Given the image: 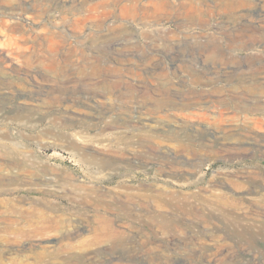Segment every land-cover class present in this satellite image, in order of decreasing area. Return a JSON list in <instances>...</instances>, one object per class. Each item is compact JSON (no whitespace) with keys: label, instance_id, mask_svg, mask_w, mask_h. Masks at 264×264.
Instances as JSON below:
<instances>
[{"label":"rangeland","instance_id":"1","mask_svg":"<svg viewBox=\"0 0 264 264\" xmlns=\"http://www.w3.org/2000/svg\"><path fill=\"white\" fill-rule=\"evenodd\" d=\"M78 1L0 0L5 264H264V0Z\"/></svg>","mask_w":264,"mask_h":264},{"label":"bare ground","instance_id":"2","mask_svg":"<svg viewBox=\"0 0 264 264\" xmlns=\"http://www.w3.org/2000/svg\"><path fill=\"white\" fill-rule=\"evenodd\" d=\"M56 1H58L57 3H62V1H65V0H56ZM89 1V0H88ZM116 1L117 0H109V1H106V2H109L108 4H106V5H104V2L102 3V2H99V1H95L94 3L92 2V4H90V3H88L87 2V0H80V1H78V2H73V4L70 6V7H73L75 10H78V11H85V10H87V11H93V10H95L96 12L97 11H99L101 8L100 7H102V10H107V9H110V8H112V7H114V6H116L117 5V3H116ZM129 1V3H126V4H124V6H126V8H133V9H136V10H138V9H144L147 5H145V4H143V3H141L140 1L141 0H128ZM131 1V2H130ZM63 5H66V3H63ZM72 9V8H71ZM74 9H72V10H74ZM94 11V12H95ZM11 15V14H10ZM12 17H13V20L11 19V24H7V20H5L3 17H1L0 16V23L2 24V25H6L7 27L8 26H10V27H12V28H14V29H19V25H17V23L16 22H18L19 21V16L18 15H16V14H12L11 15ZM40 24V23H39ZM30 29L33 31V32H35V29L30 25ZM56 29V28H55ZM54 29V30H55ZM56 31V30H55ZM30 36H31V34H30ZM37 36V35H36ZM34 38H35V36H34ZM38 40V39H37ZM41 40V39H40ZM39 41V40H38ZM37 41V42H38ZM38 43H41V42H38ZM14 44V43H13ZM31 48V47H30ZM29 48V49H30ZM9 50L11 51V52H14L15 53V49L13 50L12 48H9ZM3 49L1 48L0 49V56H1V54H3ZM27 57V56H26ZM28 58V57H27ZM2 61H3V59H1ZM54 61V60H53ZM58 61V60H57ZM263 80H264V78H263ZM261 81V80H254V81H247V80H245V79H242V80H238L237 82H236V84H231L232 85V87L233 88H235V89H241V90H243L244 92H249V93H257V92H260V93H264V81ZM215 91H221L222 90V88L220 87H218V88H216L215 87V89H214ZM264 96V95H263ZM261 99H263V98H261ZM260 99V100H261ZM264 100V99H263ZM260 102V101H259ZM163 103H165L164 101H163ZM169 103H170V101H169ZM166 104H167V102H166ZM172 104V103H171ZM238 105V104H237ZM178 107V106H177ZM176 107V108H177ZM243 107L244 108H246V109H249V108H251V106H249V105H243ZM12 158V157H11ZM5 163V162H4ZM6 165V164H5ZM3 166H4V164H3ZM8 167V166H7ZM4 168V167H3ZM11 168H12V166H11ZM0 169H2V167H0ZM5 169V168H4ZM6 169H8V168H6ZM11 172V171H10ZM13 177V176H12ZM6 183H5V181H0V185L1 186H3V185H5ZM9 185V184H8ZM8 188V187H7ZM7 188H5V189H7ZM1 190V192L3 191V193H6L7 192V190L5 191L4 190V188H0ZM2 200V199H1ZM0 200V201H1ZM1 202H3V201H1ZM8 202V201H7ZM7 204V203H6ZM21 204V205H20ZM24 205V204H23ZM29 206V205H28ZM4 208V207H3ZM26 208V207H25ZM23 206H22V203H15L14 201H12V202H8V204L6 205V209L4 210V211H1L0 210V212L2 213H7V212H9V213H16V212H18V213H21L22 214V218L23 219H21V218H18L19 216H16L17 214H15V215H13V216H16V218L14 217H12V215H11V217H9L8 218V221H7V223L3 226V227H0V231H4V232H8V233H14V234H20V233H23V232H25V230L24 231H22V229L24 228V226H28V225H30V222H34V220L35 219H33V217L35 216V208L33 207V205H31V207H28V208H26L25 209ZM42 211H43V209H41ZM40 210V211H41ZM45 212H46V210H45ZM48 212V211H47ZM8 214V213H7ZM6 214V215H7ZM21 214H19V215H21ZM42 214L44 215L45 213H43L42 212ZM5 215V214H4ZM10 215V214H9ZM39 215H41V214H39ZM8 216V215H7ZM42 216V215H41ZM46 216V215H45ZM7 218V217H6ZM40 218V217H39ZM59 218V217H58ZM102 218V217H101ZM105 219V218H104ZM51 220V219H50ZM49 220V221H50ZM98 220V219H97ZM42 221V220H41ZM46 221V220H45ZM55 221V220H54ZM61 221V220H60ZM59 221V222H60ZM43 222V221H42ZM53 222V220H51V223ZM100 222H101V220H100ZM106 222V221H105ZM41 223V222H40ZM57 223V222H56ZM103 223V222H102ZM42 224V223H41ZM47 224H50V223H47ZM33 225V224H32ZM37 225H38V223H37ZM51 225H53V223L51 224ZM110 225V224H109ZM34 226V225H33ZM39 226V225H38ZM43 226H44V224H43ZM45 226H47V227H49V225H45ZM105 226V228H106V225H104ZM32 227V226H31ZM30 227V228H31ZM35 227V226H34ZM40 227V226H39ZM38 227V228H39ZM103 228V227H102ZM104 228V229H105ZM32 229H34V228H32ZM48 229V228H47ZM256 229V228H255ZM258 229V228H257ZM42 231V230H44V227H43V229L42 228H39V230L38 231ZM114 230H116V229H114ZM113 230V231H114ZM259 230V229H258ZM37 231V232H38ZM97 231H99V230H97ZM107 231H109V230H107ZM253 231V230H252ZM255 231V230H254ZM263 231V230H262ZM43 232V231H42ZM117 232V231H116ZM247 232H248V230H247ZM32 233V232H31ZM41 233V232H40ZM102 233V232H101ZM103 235V234H102ZM102 238V237H101ZM5 239V238H4ZM9 244V243H8ZM71 244V243H70ZM86 244V243H85ZM68 244L66 243V246H67ZM68 247H69V245H68ZM5 260V259H4ZM15 259H13L12 261H14ZM17 260V259H16ZM0 264H5V262L3 261V259H2V257L0 256ZM25 264H30V263H26L25 262Z\"/></svg>","mask_w":264,"mask_h":264}]
</instances>
